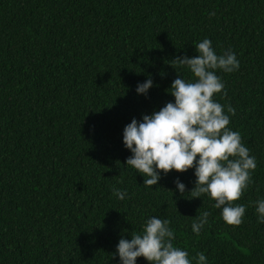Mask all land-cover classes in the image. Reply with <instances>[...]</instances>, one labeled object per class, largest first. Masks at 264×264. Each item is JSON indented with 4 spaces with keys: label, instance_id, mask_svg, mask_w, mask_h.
<instances>
[{
    "label": "trees",
    "instance_id": "trees-1",
    "mask_svg": "<svg viewBox=\"0 0 264 264\" xmlns=\"http://www.w3.org/2000/svg\"><path fill=\"white\" fill-rule=\"evenodd\" d=\"M204 39L239 61L232 73L216 70L227 95L213 97L256 160L234 202L246 209L238 227L208 194H189L194 169L145 186L126 165L125 126L174 103L177 73L195 78L172 61L198 55ZM149 78L153 87L138 95ZM259 200L264 0H0V264H121L119 240L142 234L152 217L170 221L173 246L191 264L198 253L206 264H264ZM203 212L210 215L197 235Z\"/></svg>",
    "mask_w": 264,
    "mask_h": 264
},
{
    "label": "clouds",
    "instance_id": "clouds-1",
    "mask_svg": "<svg viewBox=\"0 0 264 264\" xmlns=\"http://www.w3.org/2000/svg\"><path fill=\"white\" fill-rule=\"evenodd\" d=\"M195 57H177L172 62L187 67L194 80L186 81L177 73L170 88L174 103L168 102L159 111L143 115L142 121L133 119L123 132V143L132 155L126 160L144 176L145 186H155L170 172L186 173L194 169L195 187L189 194L193 199L208 194L214 207L222 209V219L229 226L238 227L245 214L243 205H236L252 180L256 168L254 156L243 146L238 132L229 129L230 118L224 107L216 102L215 94L222 93L224 84L216 70L232 73L239 69L236 55L227 51L217 55L209 39L199 42ZM153 87L151 78L137 85L138 95H147ZM226 96L227 93L223 92ZM227 111L235 115L231 106ZM197 157L199 159H197ZM183 195L186 186L175 181ZM120 200L127 195L114 190ZM259 223H264V200L256 202ZM210 213L203 212L192 225L199 235L208 222ZM170 221L152 217L147 220L142 234L121 238L117 246L121 264H136L143 258L148 264H191L188 252L173 246L175 233ZM206 256L197 254V264H206Z\"/></svg>",
    "mask_w": 264,
    "mask_h": 264
}]
</instances>
